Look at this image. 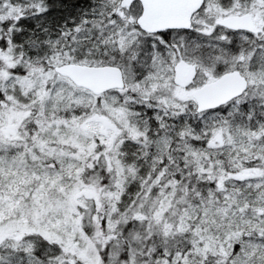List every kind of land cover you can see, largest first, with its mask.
Masks as SVG:
<instances>
[{
	"label": "snow or ice",
	"instance_id": "obj_1",
	"mask_svg": "<svg viewBox=\"0 0 264 264\" xmlns=\"http://www.w3.org/2000/svg\"><path fill=\"white\" fill-rule=\"evenodd\" d=\"M0 264H264V0H0Z\"/></svg>",
	"mask_w": 264,
	"mask_h": 264
}]
</instances>
